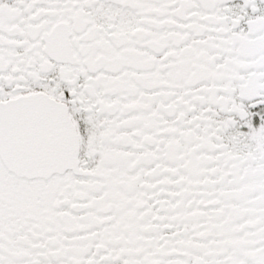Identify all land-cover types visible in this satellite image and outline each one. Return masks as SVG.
Segmentation results:
<instances>
[{
  "label": "snow or ice",
  "instance_id": "1",
  "mask_svg": "<svg viewBox=\"0 0 264 264\" xmlns=\"http://www.w3.org/2000/svg\"><path fill=\"white\" fill-rule=\"evenodd\" d=\"M0 264H264V0H0Z\"/></svg>",
  "mask_w": 264,
  "mask_h": 264
}]
</instances>
